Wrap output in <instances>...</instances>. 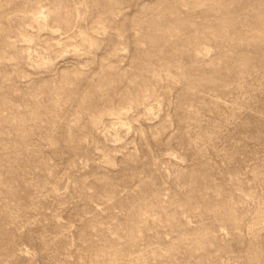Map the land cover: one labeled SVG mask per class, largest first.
I'll return each mask as SVG.
<instances>
[{"label":"rangeland","instance_id":"374dc122","mask_svg":"<svg viewBox=\"0 0 264 264\" xmlns=\"http://www.w3.org/2000/svg\"><path fill=\"white\" fill-rule=\"evenodd\" d=\"M0 264H264V0H0Z\"/></svg>","mask_w":264,"mask_h":264},{"label":"bare ground","instance_id":"6f19581e","mask_svg":"<svg viewBox=\"0 0 264 264\" xmlns=\"http://www.w3.org/2000/svg\"><path fill=\"white\" fill-rule=\"evenodd\" d=\"M157 35V34H156ZM253 68V67H252ZM256 72V71H255ZM224 83V82H223ZM215 104V103H214ZM195 118V117H194Z\"/></svg>","mask_w":264,"mask_h":264}]
</instances>
